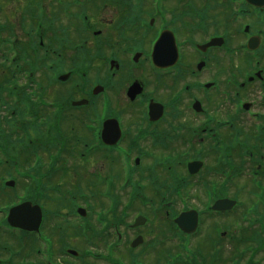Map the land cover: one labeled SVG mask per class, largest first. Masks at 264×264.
Segmentation results:
<instances>
[{
	"label": "flooded vegetation",
	"instance_id": "af4514ba",
	"mask_svg": "<svg viewBox=\"0 0 264 264\" xmlns=\"http://www.w3.org/2000/svg\"><path fill=\"white\" fill-rule=\"evenodd\" d=\"M62 1L67 0H52L53 3ZM124 1L113 0L114 4L121 5L118 10L110 6L111 3L97 6L96 11L100 14L96 19L100 17V20L98 28L91 33L100 36L99 42L103 46L98 61L102 63L104 85L119 79L126 84L122 91L126 100H129L126 90L132 83H137L141 91L133 101L130 100L137 110L132 114L124 110L119 112L122 133L116 143L128 150L131 166L136 170L133 179L144 183L138 186L141 192L159 200L158 205L155 203L150 208L148 226L145 223L134 230L132 239L139 235L143 238L137 247L140 253L148 244V259L137 263L253 264L255 252L264 248V8L256 10L243 6L237 12L234 9L236 2L242 4L244 0H159L161 22L155 18L157 26H154L156 30L151 42L139 29L141 15L132 10L134 14L128 16ZM130 1L127 2L138 1L144 9L151 10L153 0ZM64 22L72 27V21L66 19ZM50 29L46 27L47 31ZM162 30L172 37L171 43L176 46L179 58L172 65L160 62L154 72L149 67L148 53ZM211 39L216 43L203 49L202 46ZM7 47L13 54L18 49L21 52L15 58L5 55V60L0 59V73H4V78L0 79V93L5 92L11 97L19 90L23 91L22 83L26 81L21 76L26 68L22 60L28 57L23 56L27 54L28 46H19L18 41H13ZM248 48L251 50L246 54ZM62 49L55 53L56 82L50 78L53 74L47 72L43 78L34 81L42 87L41 95L46 94L48 99L50 93L59 100L65 93L61 100L66 104L72 101L66 96L75 99V78L82 72L83 61L88 57L80 56L78 50L83 48L75 47V44ZM131 50L133 54L137 53L133 64L129 62ZM225 50L231 53V60L224 57ZM168 51L170 53L172 48ZM173 68L179 70L181 86L174 83V79H179L173 76ZM66 74V79H60ZM85 75L82 72V76ZM66 87L74 88L68 92L64 90ZM81 94L85 97H80L88 102L92 100L90 91L84 90ZM180 94V98L169 101L173 95L178 97ZM150 99L163 105L161 118L152 123L147 116L144 122V112L139 110L140 105ZM196 100L198 109H191ZM173 103H178L179 107ZM72 113L76 115L75 111H63L58 123L54 124L55 130L59 131L60 120L71 121ZM144 123L151 130H143L141 124ZM157 134L165 136L167 141L154 150L163 157L168 154L174 157L182 166L183 175L171 173L172 157L159 162L146 153L148 147L144 149L143 139ZM196 160L202 163L190 174L186 165ZM177 193L186 206L180 208ZM220 199L234 203L222 211L212 210L211 205ZM190 210L195 214L183 217V223L187 227L196 223L194 232L188 233L177 228L174 218L180 212ZM90 211V208L85 209L82 223L90 220ZM42 212L39 229L43 237L53 234L49 239L53 241L50 244L52 253L56 246L59 251H66L69 247H61V239H65L68 229L77 220L76 210L51 211L43 207ZM52 220L55 221L52 228L45 230L48 221L52 223ZM118 226L123 228L124 223ZM253 247L258 249L253 251ZM59 256L66 260L78 255L64 252ZM67 263L75 264L70 260H66Z\"/></svg>",
	"mask_w": 264,
	"mask_h": 264
},
{
	"label": "rangeland",
	"instance_id": "374dc122",
	"mask_svg": "<svg viewBox=\"0 0 264 264\" xmlns=\"http://www.w3.org/2000/svg\"><path fill=\"white\" fill-rule=\"evenodd\" d=\"M3 9L4 8L1 7V10H3ZM7 16L10 18L11 14L6 15L5 12H3V13L0 12V23L6 22L5 19L7 18ZM10 20H11L12 25L17 24V20L14 18V15L12 16V19H10ZM7 23L10 24V21H7ZM5 32L6 31H4L3 33H5ZM33 58L39 59L40 53L34 55ZM37 64H38V67H37V69H35V73L36 74H42V70H39L40 66H41L40 60L37 62ZM100 66H101L100 63H98V67L97 66L95 67L94 65H92V67H91L92 71H98L99 74H102V71L100 70ZM43 74H44V72H43ZM111 88H112L111 94L118 95V96H116L118 99V100H116L117 101L116 107L117 108L123 107L122 110H124L126 113H130L131 112L130 110H132V107H130V105L127 104V101L124 99V97H122L123 87H121V86L119 87L118 83H115L114 86H112ZM99 100L100 99L98 98V100L96 101V104L98 106H99ZM48 113H50V111H48ZM131 114H132V112H131ZM72 115H73V113H72ZM82 115H83V113L81 111H77L76 115H73V118L71 119V121H69L67 119L60 120L61 121V124H60L61 130L60 131L64 135H66L67 137H70L69 136L70 132H72V134H76L77 138H79V141H77V145H74V141H72L73 140L72 139V140H70V141H72V142H70L71 145H69V141H68L69 139L68 138L66 140H63L62 143H65L64 147L66 149L63 150L60 154L61 161H59L57 164L56 163L54 164V166L59 165L60 167H62V169H58V171L56 173L54 171L55 174L48 177V179L44 178L45 179L44 182H47L49 185L55 184V185L59 186V191H61V192L65 191V190H71V189L76 190L74 192L82 193L83 194L82 196L85 198V200L83 198H80L79 197L80 195L77 194L75 202H77L78 204H80L84 207H87V202H88V208H90L89 207L90 205L92 206L91 207L92 208V216H90L91 218L89 221L93 225V227H91V229L93 230L94 235L89 237V238H86V236H90V234L84 235L85 231L79 230V232L77 231V236L79 238L75 239L74 238V232L70 231L71 230V228H70L68 233H67L68 235L65 236V239H61V244H60V245H62L61 247L73 248L79 252H81V249L83 247H88L92 251H104V244L106 243V241H115L116 239L113 235V231L110 230L109 228L106 230L104 229V231L100 230L101 225H100V223L95 222L94 211L99 208L100 204H102L104 211L108 210V206L110 207L112 197H107L105 194H103V192L105 190L104 186H100V189L90 188L88 185L89 182L84 181L85 180L84 177L78 176V175H81L84 173L83 170H85V167L92 169L91 166H84L86 161L85 160L83 161V156L80 153L81 148L84 147V146H82L83 141L80 140L83 138V135H81L82 131H83L82 127H84V129H86L84 124H82V123L84 121L89 122V118H80ZM126 115L128 117H130L129 116L130 114H126ZM91 117H93V115H91ZM90 136L91 135H87V139L92 138ZM71 138L72 137H70V139ZM73 138H75V137H73ZM56 142L58 143V141H56ZM147 144H149V141H147ZM34 145H36V144H34ZM39 147H40V144H39ZM71 147H74V149L70 150ZM29 152L30 151L28 149L23 154V155H26V154L28 155L27 156L28 161L23 163V165L20 166L18 169L24 170L25 166L27 164H29L31 160H33V156ZM99 153L100 152H97V153L91 152V155H89V157L84 156V158L88 157V159L91 161V164L94 168H100V169L102 168V171L104 170L102 172L103 175L108 174L107 172L111 171L109 161L105 157H103V156L101 157ZM46 159H47V156H43L42 160L46 162ZM45 162H43V163L46 164ZM3 168H4V170H3ZM141 168H140V170H141ZM5 170L9 171V173L11 172L10 175L13 176L11 178L15 179V183L13 184L12 187L10 186V189H8L6 191L0 190V204H3L4 202H7L8 200H13V199L16 200V195H21L25 191L33 192L32 189L36 188V184H34L35 183L34 181L36 179H39V177L43 174L42 172L45 170V168L43 166L41 173H40V176H37V177H35V179H32V180L29 178H26V177H24V178L20 177L18 174L15 173L16 171H14L13 168H10V166L9 167H0V178L5 177V176H2V174H4ZM115 170H116V168H113V173L115 172ZM173 170H174V172H176L178 174L182 173V169H181V167H179V165H174ZM140 173H141V171H140ZM140 173L137 172L136 173L137 176H139ZM87 180H90V178L88 177ZM94 182H96V181H94ZM120 183L121 182H118L117 184H115V187L113 190L114 192L111 191L112 195L118 196V199H115L116 200V206H115L116 209H115L114 214L119 215L120 211H123L124 216H122V217H124V220H125L124 222H129L133 219L134 215L137 214L138 210H145L146 211L148 209H145L143 206L144 204L142 202L138 201V199H136V198L130 199V193H131L130 187L128 186L124 190L123 189L121 190V188L118 187V186H120ZM91 184H92V182H91ZM122 185H124V184H122ZM27 188H28V190H26ZM90 193H92V194L95 193L94 194L95 198H94V196L91 197ZM58 195L61 196V193H59ZM67 195H68L67 192H66V195L63 194V196L68 197ZM52 196H54V198L57 197V195L54 193H52ZM91 199H93V200H91ZM65 200L68 201V198H65ZM65 200H63V201H65ZM42 201H43V204L45 205V207L47 209H50V205H52V203H56V201H58V203H59L61 200L56 198V199H53L52 203H50L49 200H47V199H43ZM93 201H95V202H93ZM128 202L130 204H127ZM93 203H95V207L93 206ZM55 205H56V208H54ZM64 206H66L65 210H68L67 203L66 204H64V203L63 204H60V203L54 204L53 209H57V208H61V209L63 208L64 209ZM53 209L51 208V210H53ZM54 223H55V221L53 222V220H52V223H50L48 221L45 230H47V229L50 230L52 228L51 224L54 225ZM83 226H84V224H82V226L80 228H83ZM121 228H122V226H120L119 231L122 230ZM123 231L125 233L122 236L123 238H121L119 242L116 241V246L118 245L119 247L114 249L115 252H117V250H119L118 252H120L121 250L123 252H125V249H126L128 242H129L128 240H131L134 237L133 231H128V230L127 231L123 230ZM78 233H79V235H78ZM3 240H6V239L1 237L0 241H3ZM12 241L14 242V244H13V246H10V247H11L12 251H14V253H15L13 260L15 262H19L21 260V256L24 253L26 254L28 249L26 246L24 249H20L21 251H19L17 249V247H18L17 240L14 239ZM61 247H60V249H61ZM138 249L139 248H136V250H135V253L138 252V260H145V259L147 260L148 259V244L145 245L142 253H140V251ZM115 252H113L114 253L113 257L119 256ZM128 253L129 252H126V254H128ZM135 253L133 252V254H135ZM143 253H145V257H144ZM59 254H61V251H59L57 246H56V248L54 250V260L57 264H58V262H60L61 264H66V260L67 261L70 260V261L74 262L75 264H93L91 261H94L90 258H89V260H87V259L81 258V257L75 258V259L67 257L65 260L64 258L59 256ZM26 256H28V254ZM8 257H9V252L7 251V253H6L0 247V259H2V261H3L2 264H7L4 261L7 260ZM31 258H32V256H28L25 259L28 260ZM119 259L121 260V258H119ZM131 260L132 259H130L129 256L128 257L125 256L123 258V261L122 260L121 261L123 262V264H130ZM253 260L257 261V262L260 261L259 262L260 264H264V252L255 253ZM97 263L102 264L100 262H95L94 264H97Z\"/></svg>",
	"mask_w": 264,
	"mask_h": 264
},
{
	"label": "water",
	"instance_id": "95a60500",
	"mask_svg": "<svg viewBox=\"0 0 264 264\" xmlns=\"http://www.w3.org/2000/svg\"><path fill=\"white\" fill-rule=\"evenodd\" d=\"M20 207H16V208L12 209L10 221L17 226H20V227L26 226L28 228L32 227L31 224H33V225L36 224V219L38 218V215H36L37 213L31 211L28 208H24V211H27V213H28L26 215L29 216V220H27V222H24V220L20 218V215L18 213V210L20 209ZM22 220H23V222H22Z\"/></svg>",
	"mask_w": 264,
	"mask_h": 264
}]
</instances>
